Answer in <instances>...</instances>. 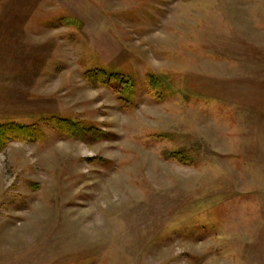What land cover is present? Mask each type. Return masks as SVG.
Here are the masks:
<instances>
[{
  "label": "rangeland",
  "instance_id": "1",
  "mask_svg": "<svg viewBox=\"0 0 264 264\" xmlns=\"http://www.w3.org/2000/svg\"><path fill=\"white\" fill-rule=\"evenodd\" d=\"M0 264H264V0H0Z\"/></svg>",
  "mask_w": 264,
  "mask_h": 264
},
{
  "label": "trees",
  "instance_id": "2",
  "mask_svg": "<svg viewBox=\"0 0 264 264\" xmlns=\"http://www.w3.org/2000/svg\"><path fill=\"white\" fill-rule=\"evenodd\" d=\"M0 133L3 134V133H5V131L4 130H0Z\"/></svg>",
  "mask_w": 264,
  "mask_h": 264
}]
</instances>
